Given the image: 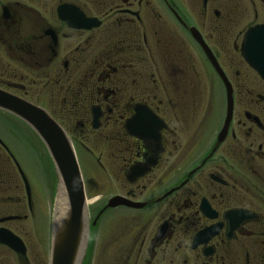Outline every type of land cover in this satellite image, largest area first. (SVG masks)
I'll list each match as a JSON object with an SVG mask.
<instances>
[{
  "label": "flooded vegetation",
  "instance_id": "flooded-vegetation-1",
  "mask_svg": "<svg viewBox=\"0 0 264 264\" xmlns=\"http://www.w3.org/2000/svg\"><path fill=\"white\" fill-rule=\"evenodd\" d=\"M259 26L264 0H0V91L69 139L88 244L119 217L141 264H264V81L240 53ZM80 156L119 192L88 197ZM0 209L25 249L0 259L30 264L20 201Z\"/></svg>",
  "mask_w": 264,
  "mask_h": 264
},
{
  "label": "rangeland",
  "instance_id": "rangeland-1",
  "mask_svg": "<svg viewBox=\"0 0 264 264\" xmlns=\"http://www.w3.org/2000/svg\"><path fill=\"white\" fill-rule=\"evenodd\" d=\"M0 137L24 174L31 197L30 208L27 209L23 185L15 166L12 161L6 160L8 158L4 154L0 155V181L9 180L12 184L10 188L7 185H1L0 198L18 199L22 206L20 213L26 217L21 221L8 222L6 227L24 241L30 264H48L53 205L59 188L55 168L39 138L19 119H10L0 114ZM98 144L100 146V143ZM83 162L87 166L83 174L89 182L86 189L88 197L97 195L106 198L119 192V188L116 189L114 184L108 188L104 179H100L102 175L97 176L100 180H92L91 168L80 156L79 163L82 166H84ZM101 162L105 164L106 159L102 157ZM115 174L114 181L118 178V174ZM98 180L99 184L96 182ZM17 211L12 210L9 214L17 213ZM3 213L0 209V215ZM122 223L119 217H116L114 222L97 234L93 243H87L81 264H141L140 258L137 259L135 256V250L130 251V233L123 230ZM0 264H17V262L11 255H7L0 259Z\"/></svg>",
  "mask_w": 264,
  "mask_h": 264
},
{
  "label": "water",
  "instance_id": "water-1",
  "mask_svg": "<svg viewBox=\"0 0 264 264\" xmlns=\"http://www.w3.org/2000/svg\"><path fill=\"white\" fill-rule=\"evenodd\" d=\"M240 53L247 65L264 81V26L247 30L242 39ZM222 79L228 88V82L225 78ZM228 95L230 97V91ZM0 110L13 115L36 134L53 163L59 189L62 187L65 192L66 215L54 232L52 226L49 264H81L87 248L88 225L83 184L69 139L44 110L1 91ZM15 165L29 197L27 181L17 164ZM117 202L118 198H114L109 204L113 206ZM0 243L20 255L25 251L21 240L3 229H0Z\"/></svg>",
  "mask_w": 264,
  "mask_h": 264
},
{
  "label": "bare ground",
  "instance_id": "bare-ground-1",
  "mask_svg": "<svg viewBox=\"0 0 264 264\" xmlns=\"http://www.w3.org/2000/svg\"><path fill=\"white\" fill-rule=\"evenodd\" d=\"M53 206H54V213H53V218H52V226H53V232H54L66 215V209H67L66 198H65V192L62 187H60V189L58 190V193L55 196Z\"/></svg>",
  "mask_w": 264,
  "mask_h": 264
}]
</instances>
